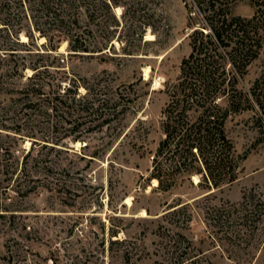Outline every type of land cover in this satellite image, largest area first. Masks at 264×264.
<instances>
[{"label":"rangeland","instance_id":"obj_1","mask_svg":"<svg viewBox=\"0 0 264 264\" xmlns=\"http://www.w3.org/2000/svg\"><path fill=\"white\" fill-rule=\"evenodd\" d=\"M223 1L229 16L256 9L254 0ZM42 2L0 0V264H174L176 230L211 264H264V215L240 246L208 236L203 218L206 205L240 202L249 189L264 202L257 106L226 121L242 157L233 181L214 187L180 174L161 192L150 177L167 86L190 52L188 34L206 24L204 3L118 0L117 13L107 0ZM61 17L76 18L71 32L90 51L69 50ZM263 58L264 50L242 74L228 69L223 86L248 92ZM174 201L188 203L186 227L162 216Z\"/></svg>","mask_w":264,"mask_h":264},{"label":"trees","instance_id":"obj_2","mask_svg":"<svg viewBox=\"0 0 264 264\" xmlns=\"http://www.w3.org/2000/svg\"><path fill=\"white\" fill-rule=\"evenodd\" d=\"M42 1L44 4L48 0ZM197 1L205 5L206 24L193 27L188 34L191 49L181 60L177 82L167 86L168 100L162 110L161 122L163 137L152 156L150 177L158 181L154 187L161 192L172 190L175 177L180 174L188 178L199 175V182L214 187L236 178L242 157L236 153L226 130V121L232 113L257 106V120L261 132L264 131V64L248 92L235 86H223L226 81H231L228 69L234 70L236 75L242 74L264 50V2L254 0L253 15L244 17L229 16L223 0ZM105 4L109 9L111 5L117 7L118 0H107ZM75 21L76 18L67 22L61 17L60 31L67 37V47L74 54L88 52L83 33L71 32L69 25ZM43 35L50 40L49 36ZM232 78L234 80L236 76ZM69 90L67 88L64 93ZM77 94L74 92L70 100L81 103L84 97H76ZM62 96L57 95L54 99L66 104L67 100ZM78 125L74 124L71 129ZM165 205L162 216L175 217L178 228L190 223L192 216L188 203L174 201ZM263 215L264 202L253 189L245 192L240 202H222L203 208L208 236L227 240L232 246L246 244L254 237ZM175 234L174 264H199V260H204L202 264H211L202 251L193 253L191 240L185 234L178 230Z\"/></svg>","mask_w":264,"mask_h":264},{"label":"bare ground","instance_id":"obj_3","mask_svg":"<svg viewBox=\"0 0 264 264\" xmlns=\"http://www.w3.org/2000/svg\"><path fill=\"white\" fill-rule=\"evenodd\" d=\"M116 12H117V13H120V7H119V6L116 7ZM147 38H148V39H151V38H153V35H152V34H148V35H147ZM22 40H23V41L26 40V37H25V36H22ZM40 41L43 42V41H44V37H41V38H40ZM64 46H65V42H63L62 45L60 46V50H62ZM148 73H149V72H148V68H145V69H144V76H145V78L148 76ZM195 177H196V176H195ZM195 177H194V178H195ZM126 202H127L128 204H130V199H127Z\"/></svg>","mask_w":264,"mask_h":264}]
</instances>
